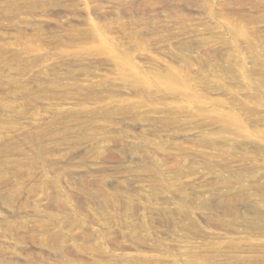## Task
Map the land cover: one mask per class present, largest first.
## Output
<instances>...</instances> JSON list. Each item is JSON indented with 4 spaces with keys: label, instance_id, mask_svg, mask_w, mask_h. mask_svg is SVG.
<instances>
[{
    "label": "rangeland",
    "instance_id": "1",
    "mask_svg": "<svg viewBox=\"0 0 264 264\" xmlns=\"http://www.w3.org/2000/svg\"><path fill=\"white\" fill-rule=\"evenodd\" d=\"M0 264H264V0H0Z\"/></svg>",
    "mask_w": 264,
    "mask_h": 264
}]
</instances>
